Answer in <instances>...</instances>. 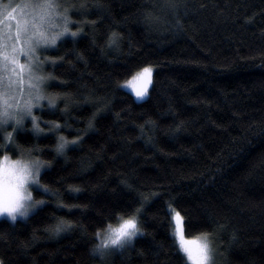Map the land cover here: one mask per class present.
Masks as SVG:
<instances>
[{
    "label": "trees",
    "instance_id": "trees-1",
    "mask_svg": "<svg viewBox=\"0 0 264 264\" xmlns=\"http://www.w3.org/2000/svg\"><path fill=\"white\" fill-rule=\"evenodd\" d=\"M170 2L58 0L80 34L38 49V75L55 83L33 113L49 126L37 135L27 119L11 142L0 127V154L51 162L33 192L46 203L0 218V264H188L173 210L186 237L208 234L214 264H264V0ZM52 26L49 39L63 21ZM145 66L153 84L138 101L121 84ZM51 122L64 130L49 133ZM60 136L82 142L57 155ZM141 207L145 234L131 247L92 252L98 230ZM61 219L73 227L57 236Z\"/></svg>",
    "mask_w": 264,
    "mask_h": 264
},
{
    "label": "snow or ice",
    "instance_id": "snow-or-ice-1",
    "mask_svg": "<svg viewBox=\"0 0 264 264\" xmlns=\"http://www.w3.org/2000/svg\"><path fill=\"white\" fill-rule=\"evenodd\" d=\"M12 7V5H9ZM169 7L173 12L177 11L180 7L176 0H171ZM19 9V15H15ZM60 5L58 0H28L23 4H17L12 7V11L8 12V20H16L15 24V35H12L11 27L8 29L7 34L0 32V84L3 83L4 74H7L8 85L7 91H0V127L8 126L13 128V132L7 134L9 142L12 141L14 135L18 130L28 131L23 126L27 119L32 120V129L37 135L44 133L45 129L40 127L41 123H44L46 127L49 126L50 122L41 121L38 117L32 116L33 112V100L40 101L44 99L43 87L51 86L55 83L54 77H43L34 74V70L38 67V57H35L37 51V45L40 43L56 45L57 40L64 36L66 33L72 38H76L79 32H69V24L74 23L69 20L67 16V9L63 13L59 11ZM53 19L62 20L63 28L61 31L56 32L50 39L46 34L47 24ZM180 25V21L177 20V26ZM57 27L59 25H56ZM120 37L118 34L113 33L108 41L109 47H115ZM20 44L17 47V44ZM57 50V49H53ZM29 57L28 63H19L20 54ZM63 58H60L62 62ZM53 66L57 65V61H51ZM153 67L145 66L139 72H137L129 81L125 83L131 87L137 99H143L148 95L149 85L153 84ZM28 76V99L21 103L15 96V91L18 90V84H23V77ZM48 81L45 85V81ZM61 85H65L66 82H60ZM21 91V96L23 91ZM57 97L48 100L50 111L54 110L56 106ZM64 114L67 113L68 109L62 110ZM100 113H94L93 119L96 118ZM69 130L70 126H67ZM89 129L93 127L92 120H89ZM65 126L58 123L51 122L49 127V133L55 131H63ZM82 142L81 137L69 141L63 136L57 138V143L54 148V152L57 155H63L65 149L69 146H74ZM44 151V149L39 150ZM34 165L37 169V174L40 173V165L51 166V162L42 161L40 159L33 160ZM3 165L0 164V216L7 215L12 222L17 220V217L27 218L29 213L35 209L38 205L46 203L44 200H33L30 208L25 211H20V201L23 199L22 193L18 189H13L7 194L5 192V179H4ZM34 184H40L37 179ZM45 193L51 191L47 185H40ZM78 191V189H76ZM59 194V193H55ZM33 197V193H31ZM158 194H153V196ZM147 203V200L143 201ZM143 214V207L135 209L132 215L127 218L121 217L118 226L113 227L108 225L104 230H98L96 238L99 240L92 252L98 254L101 259H105L108 254L116 250H124L126 247H131L135 238L144 235L145 233L140 227L139 217ZM176 222V228L174 230V237L178 251L182 253L190 264H214V250L211 247L208 234H203L200 238L187 239L184 234V221L179 212H174L173 216ZM73 227L70 222L60 220L54 229H48L53 231L55 235H60L63 231H66Z\"/></svg>",
    "mask_w": 264,
    "mask_h": 264
},
{
    "label": "rangeland",
    "instance_id": "rangeland-1",
    "mask_svg": "<svg viewBox=\"0 0 264 264\" xmlns=\"http://www.w3.org/2000/svg\"><path fill=\"white\" fill-rule=\"evenodd\" d=\"M28 2V0H0V32L4 33V34H7L8 32V29L11 27L12 29V35L14 36L15 35V24H16V20L13 19L11 21L8 20V12H11L12 11V7H15V5L17 4H23V3H26ZM9 5H12V7H9ZM19 9H17V12L15 13V15H19ZM53 20L47 24V27H46V33L47 31L50 30V27H53ZM47 45L49 44H45V43H40L39 45H37V51L35 52V57H37V55L39 54L38 53V49L39 47L42 48V47H46ZM20 44L18 43L17 44V47H19ZM38 53V54H37ZM29 61V57L24 55L23 53L20 54V57H19V63L21 64H25V63H28ZM38 64V63H37ZM139 72V71H138ZM137 73V72H136ZM135 73V74H136ZM34 74L35 75H38V72H37V69L34 70ZM135 74H133L131 77H129L127 80H125L124 82H122L121 86L124 90L128 91L129 93L132 94V96L134 97L135 100H138V101H141L143 99H145L147 96H145L143 99H137L135 97V94L134 92L132 91L131 87L128 86L125 82L126 81H129ZM27 84H28V76L25 75L23 77V84H18L17 88L18 90L15 91V96L18 100L21 101V103H23V101L27 100L29 97H28V87H27ZM7 85H8V79H7V74H4V80H3V83L0 84V91H7ZM149 88H150V85H149ZM23 91V95L21 96V91ZM43 101L40 100V101H35L33 100V110L36 109L40 103ZM32 116H34V113L32 112ZM35 117V116H34ZM30 121V123L32 124V120L31 119H28ZM20 157H25V158H31V159H35L33 157H30V156H26V155H20ZM44 168V166L41 168V170ZM40 170V172H41ZM39 175V174H38ZM39 188V185L38 184H32L31 187H30V190L31 192L33 193L35 189H38ZM33 198V197H32ZM33 200H36L33 198ZM40 205H38L35 209H33L29 215L31 213H33ZM174 212L176 211H171V222H172V235L174 237V230L176 228V222L174 221L173 219V216H174ZM0 218H4V219H7L8 221L12 222L11 219L7 216V215H3V216H0ZM26 218H20L19 216L17 217V220H24ZM16 220V221H17ZM120 223V222H119ZM119 223L116 225L118 226ZM115 226V227H116ZM187 239H195V238H188L186 237ZM196 238H199V237H196ZM175 239V237H174ZM117 251H120V250H116V251H113L111 253H114V252H117ZM110 253V254H111ZM109 255V254H108ZM186 258V257H185ZM188 262V261H187ZM188 264H190V262H188Z\"/></svg>",
    "mask_w": 264,
    "mask_h": 264
},
{
    "label": "clouds",
    "instance_id": "clouds-1",
    "mask_svg": "<svg viewBox=\"0 0 264 264\" xmlns=\"http://www.w3.org/2000/svg\"><path fill=\"white\" fill-rule=\"evenodd\" d=\"M33 160L31 158L0 154V164L3 165L5 174V192L7 194L13 189H18L22 193L23 199L20 201V211L29 209L33 202L30 187L38 179L37 169ZM43 166V163H41L40 170Z\"/></svg>",
    "mask_w": 264,
    "mask_h": 264
}]
</instances>
